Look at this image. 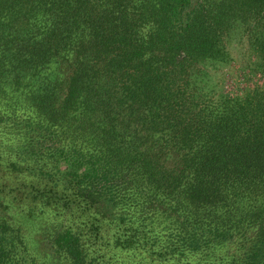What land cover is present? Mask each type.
Wrapping results in <instances>:
<instances>
[{"label": "trees", "instance_id": "16d2710c", "mask_svg": "<svg viewBox=\"0 0 264 264\" xmlns=\"http://www.w3.org/2000/svg\"><path fill=\"white\" fill-rule=\"evenodd\" d=\"M0 264H264V0H0Z\"/></svg>", "mask_w": 264, "mask_h": 264}, {"label": "rangeland", "instance_id": "374dc122", "mask_svg": "<svg viewBox=\"0 0 264 264\" xmlns=\"http://www.w3.org/2000/svg\"><path fill=\"white\" fill-rule=\"evenodd\" d=\"M228 48L232 57L229 64L218 67H208L210 76L208 84L209 86L212 85L216 90H220L221 88L230 90L232 86L238 84V80L241 78V73L246 72L245 67L253 66L251 65V62L254 56L252 55V51L246 38L243 36L241 37V34L236 32L231 36L228 42ZM255 79L256 82L260 81V79L257 78H254L252 81Z\"/></svg>", "mask_w": 264, "mask_h": 264}]
</instances>
